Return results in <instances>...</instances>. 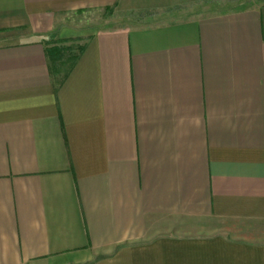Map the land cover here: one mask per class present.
<instances>
[{
  "label": "crops",
  "instance_id": "0c3cea01",
  "mask_svg": "<svg viewBox=\"0 0 264 264\" xmlns=\"http://www.w3.org/2000/svg\"><path fill=\"white\" fill-rule=\"evenodd\" d=\"M0 264H264V0H0Z\"/></svg>",
  "mask_w": 264,
  "mask_h": 264
},
{
  "label": "rangeland",
  "instance_id": "374dc122",
  "mask_svg": "<svg viewBox=\"0 0 264 264\" xmlns=\"http://www.w3.org/2000/svg\"><path fill=\"white\" fill-rule=\"evenodd\" d=\"M66 20L67 23L73 24L75 26L83 27L85 25L93 24L99 29L111 28L115 26H128L134 23L133 20L119 15L112 8H107L98 11H89L86 13L81 12L77 15L73 14L68 16ZM76 46L72 45L71 48H66L65 62L57 64V71L60 73L59 75L64 74L67 69L71 66L72 59L74 58L75 53L77 52V50L75 49Z\"/></svg>",
  "mask_w": 264,
  "mask_h": 264
},
{
  "label": "trees",
  "instance_id": "16d2710c",
  "mask_svg": "<svg viewBox=\"0 0 264 264\" xmlns=\"http://www.w3.org/2000/svg\"><path fill=\"white\" fill-rule=\"evenodd\" d=\"M81 50V49H80ZM56 51H58V53L60 52V50H58V49H56ZM52 52V51H51ZM50 52V53H51ZM78 58V55H75L74 56V58L72 59V64H71V66L69 67V68H72L73 67V65H74V63H75V61H76V59ZM54 64H56V62L54 63ZM57 67V66H56ZM68 68V69H69ZM68 69H67V71H66V73L68 72Z\"/></svg>",
  "mask_w": 264,
  "mask_h": 264
}]
</instances>
